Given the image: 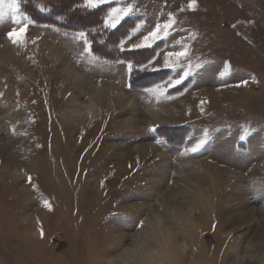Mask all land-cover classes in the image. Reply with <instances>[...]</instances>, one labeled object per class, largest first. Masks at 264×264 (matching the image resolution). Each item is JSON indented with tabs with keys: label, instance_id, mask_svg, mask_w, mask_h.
Listing matches in <instances>:
<instances>
[{
	"label": "rangeland",
	"instance_id": "rangeland-1",
	"mask_svg": "<svg viewBox=\"0 0 264 264\" xmlns=\"http://www.w3.org/2000/svg\"><path fill=\"white\" fill-rule=\"evenodd\" d=\"M78 1L97 24L4 0L0 264H264V0Z\"/></svg>",
	"mask_w": 264,
	"mask_h": 264
},
{
	"label": "snow or ice",
	"instance_id": "snow-or-ice-1",
	"mask_svg": "<svg viewBox=\"0 0 264 264\" xmlns=\"http://www.w3.org/2000/svg\"><path fill=\"white\" fill-rule=\"evenodd\" d=\"M107 2L108 0H88V4L91 7H99ZM195 2L196 0H191L188 7L193 8L195 5ZM3 5H4V0H0V17L7 15V13L4 11ZM7 8L11 10V13L15 17V15L19 13L20 11L19 0H11V2L7 4ZM132 11H133L132 5H128L123 8H113L111 10V13L109 14L107 26L115 29L126 17H128L132 13ZM175 24H176V20L172 18L171 14H169L168 20L162 23H156L155 27L152 30L148 31L147 34L143 35L142 40L139 43H134L131 45V49L136 50V49H141V48L153 47V45H155L158 41L169 37ZM26 31H27L26 26H22L20 28H13L11 31L7 33V38L13 44H17L19 42L18 37L22 36ZM78 39L84 41V44H85L84 53L91 54L92 52L91 45H90V42H88L85 39V35L81 33ZM187 56H188L187 47H184L180 51H168L165 54L162 68H155L153 70L160 71L163 69H169V70L175 69L178 63L181 61V59ZM127 67L129 71L133 70V65L131 63H129ZM197 67H200V65H197ZM141 69H143V66H141ZM189 74H190V71L188 70L184 71L183 74L179 76V78H176L173 81L168 82V85H167L168 88H173V87H176L177 85H180L181 83H183L184 79L188 77ZM242 83L246 84L247 82L243 81ZM240 139L241 140L245 139V136H241ZM204 142H205L204 140H201L190 150L192 152L198 151L199 148L202 147ZM30 179L31 178L29 177V180ZM45 204L47 206V202H45Z\"/></svg>",
	"mask_w": 264,
	"mask_h": 264
},
{
	"label": "trees",
	"instance_id": "trees-1",
	"mask_svg": "<svg viewBox=\"0 0 264 264\" xmlns=\"http://www.w3.org/2000/svg\"><path fill=\"white\" fill-rule=\"evenodd\" d=\"M53 3H54V8H55L54 10H57L59 14L65 16V20L71 22L72 25L78 24V22L80 21L78 17L83 18L84 22L86 23V24H82L86 26L79 25L81 28L82 27L87 28L90 25L97 24V22L91 23V24L90 22H92V19L95 18L94 15L99 14V10L83 11L77 7L79 3L78 0H71L68 2L66 0H54ZM19 4L22 10H25L28 14H32V11H30L31 10L30 6H32V0H19ZM48 6L50 5L48 4ZM74 12L77 13L76 16L74 15ZM82 20L80 22H82ZM79 26H78V29H79Z\"/></svg>",
	"mask_w": 264,
	"mask_h": 264
},
{
	"label": "bare ground",
	"instance_id": "bare-ground-1",
	"mask_svg": "<svg viewBox=\"0 0 264 264\" xmlns=\"http://www.w3.org/2000/svg\"><path fill=\"white\" fill-rule=\"evenodd\" d=\"M236 218V217H235ZM159 219V218H158Z\"/></svg>",
	"mask_w": 264,
	"mask_h": 264
}]
</instances>
